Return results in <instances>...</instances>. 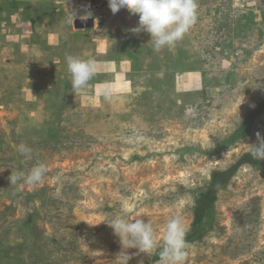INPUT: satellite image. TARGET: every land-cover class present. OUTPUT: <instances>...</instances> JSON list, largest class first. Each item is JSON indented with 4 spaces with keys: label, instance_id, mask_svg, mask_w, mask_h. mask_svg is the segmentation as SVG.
Returning a JSON list of instances; mask_svg holds the SVG:
<instances>
[{
    "label": "rangeland",
    "instance_id": "374dc122",
    "mask_svg": "<svg viewBox=\"0 0 264 264\" xmlns=\"http://www.w3.org/2000/svg\"><path fill=\"white\" fill-rule=\"evenodd\" d=\"M197 2L190 31L157 52L108 0H0V264H157L105 222L122 213L161 240L181 217L185 264H264V166L239 165L264 138V108L244 126L264 104V0ZM68 55L96 61L82 90ZM39 163L40 185L11 184ZM231 170L195 226L212 174Z\"/></svg>",
    "mask_w": 264,
    "mask_h": 264
},
{
    "label": "clouds",
    "instance_id": "9594fccd",
    "mask_svg": "<svg viewBox=\"0 0 264 264\" xmlns=\"http://www.w3.org/2000/svg\"><path fill=\"white\" fill-rule=\"evenodd\" d=\"M113 14L121 9L130 14L139 16V25L131 31L134 34L146 32L150 35V44L159 52L164 48L171 50L181 41L197 22V0H108ZM75 14L69 17L68 23L74 21ZM85 17H82L84 19ZM67 71L71 77L73 90L86 88L96 74V61L93 58L68 55L65 57ZM105 100H110L111 93L104 92ZM259 144L251 146V155L254 159L264 160V138L257 133ZM18 151L26 158L31 157L32 149L25 144L18 146ZM48 167L44 163L33 166L25 175L10 176L11 184L20 183L26 186H38L47 176ZM114 230L124 248L138 249L140 253L158 255L157 264H185L189 255V242L186 239L187 227L181 217L174 216L168 219L163 229L162 240L151 220L145 222L138 218L132 220L126 214L116 215L105 221ZM119 264H129L131 256L122 252L118 256Z\"/></svg>",
    "mask_w": 264,
    "mask_h": 264
},
{
    "label": "trees",
    "instance_id": "16d2710c",
    "mask_svg": "<svg viewBox=\"0 0 264 264\" xmlns=\"http://www.w3.org/2000/svg\"><path fill=\"white\" fill-rule=\"evenodd\" d=\"M264 108V104L261 105L260 109L256 111L254 114L247 117L244 121L245 130L249 131V129L252 127L254 120L256 117L261 113V111ZM242 164H250L253 166L263 167L264 166V160L254 159L251 155V153H248L245 155L244 159L239 162V165ZM234 175V171H226V172H214L212 174V181L210 184V190L208 193L202 195L199 199L198 206L195 210V226H199L201 222L204 219L205 212L210 209L213 205V201L215 198L216 192L222 188H224L231 178ZM212 195H214L212 197ZM211 196V197H210ZM191 239H187V241H190Z\"/></svg>",
    "mask_w": 264,
    "mask_h": 264
}]
</instances>
